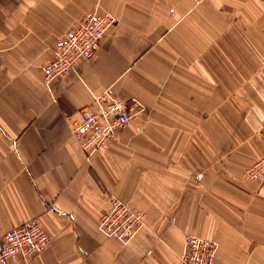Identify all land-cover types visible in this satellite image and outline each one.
I'll list each match as a JSON object with an SVG mask.
<instances>
[{"label":"crops","instance_id":"1","mask_svg":"<svg viewBox=\"0 0 264 264\" xmlns=\"http://www.w3.org/2000/svg\"><path fill=\"white\" fill-rule=\"evenodd\" d=\"M87 10L113 24L90 58L42 81L55 38ZM109 87L139 114L89 159L68 117ZM264 0H0V237L37 218L51 237L8 264H264ZM108 192L143 213L126 242L96 229Z\"/></svg>","mask_w":264,"mask_h":264},{"label":"built area","instance_id":"2","mask_svg":"<svg viewBox=\"0 0 264 264\" xmlns=\"http://www.w3.org/2000/svg\"><path fill=\"white\" fill-rule=\"evenodd\" d=\"M113 22L114 16L108 11L83 12L71 27L55 38L50 56L40 65L43 83L48 84L53 77L72 70L78 58L92 57L99 39ZM142 109L138 99L117 98L106 87L93 93L89 104L71 113L68 129L85 159H89L96 151L107 148L118 131ZM242 178L264 179V154L243 169ZM104 203L96 220V229L103 235L126 242L143 226V213L115 194L108 192ZM50 239L37 218L8 227L0 237V264L29 261ZM216 248L213 238L184 233L178 261L181 264H212Z\"/></svg>","mask_w":264,"mask_h":264}]
</instances>
